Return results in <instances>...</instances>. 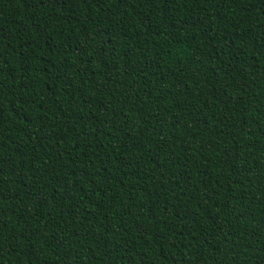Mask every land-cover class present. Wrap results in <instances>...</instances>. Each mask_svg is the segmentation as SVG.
Segmentation results:
<instances>
[{
    "label": "trees",
    "instance_id": "trees-1",
    "mask_svg": "<svg viewBox=\"0 0 264 264\" xmlns=\"http://www.w3.org/2000/svg\"><path fill=\"white\" fill-rule=\"evenodd\" d=\"M0 264H264V0H0Z\"/></svg>",
    "mask_w": 264,
    "mask_h": 264
}]
</instances>
